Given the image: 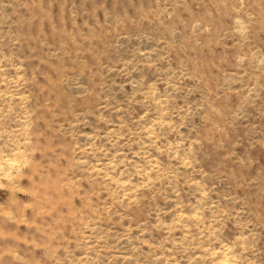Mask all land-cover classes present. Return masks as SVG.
<instances>
[{
	"label": "rangeland",
	"instance_id": "1",
	"mask_svg": "<svg viewBox=\"0 0 264 264\" xmlns=\"http://www.w3.org/2000/svg\"><path fill=\"white\" fill-rule=\"evenodd\" d=\"M0 264H264V0H0Z\"/></svg>",
	"mask_w": 264,
	"mask_h": 264
}]
</instances>
